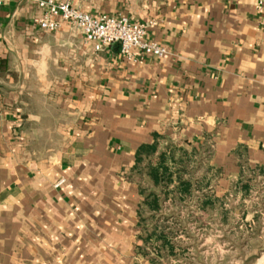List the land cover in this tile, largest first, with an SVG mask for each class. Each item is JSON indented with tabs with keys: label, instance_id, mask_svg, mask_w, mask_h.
<instances>
[{
	"label": "crops",
	"instance_id": "0c3cea01",
	"mask_svg": "<svg viewBox=\"0 0 264 264\" xmlns=\"http://www.w3.org/2000/svg\"><path fill=\"white\" fill-rule=\"evenodd\" d=\"M54 1L151 22L166 52L96 51L41 29L37 0H0V264H153L129 174L167 143L230 215L178 208L194 236L161 264H264V0Z\"/></svg>",
	"mask_w": 264,
	"mask_h": 264
},
{
	"label": "trees",
	"instance_id": "16d2710c",
	"mask_svg": "<svg viewBox=\"0 0 264 264\" xmlns=\"http://www.w3.org/2000/svg\"><path fill=\"white\" fill-rule=\"evenodd\" d=\"M138 151L129 174L138 183L142 196L137 235L141 244L136 251L153 264H161L159 257L167 258L170 253L177 257L186 250V246L175 240L186 220L180 216L178 208L187 206L189 202H197L203 213L210 216L216 204H219L223 222L229 217L230 210L224 209L222 201L204 190V180L195 177L198 161L194 154L173 143L158 149L144 147ZM260 175L264 177L261 171ZM261 200L264 202V197ZM167 201L171 207L166 205ZM183 232L188 237L194 236L184 229ZM175 248H178V252Z\"/></svg>",
	"mask_w": 264,
	"mask_h": 264
},
{
	"label": "built area",
	"instance_id": "2783aa9c",
	"mask_svg": "<svg viewBox=\"0 0 264 264\" xmlns=\"http://www.w3.org/2000/svg\"><path fill=\"white\" fill-rule=\"evenodd\" d=\"M37 5L41 14L34 21L41 29L55 31L62 24H68L80 30L85 41L93 42L96 51L118 44L120 54L132 60H136V49L155 56L166 52L157 42L146 39L148 26L153 24L151 22H134L125 16L92 15L65 1L37 0Z\"/></svg>",
	"mask_w": 264,
	"mask_h": 264
},
{
	"label": "water",
	"instance_id": "95a60500",
	"mask_svg": "<svg viewBox=\"0 0 264 264\" xmlns=\"http://www.w3.org/2000/svg\"><path fill=\"white\" fill-rule=\"evenodd\" d=\"M162 262H164V261L162 260ZM164 264H165V262H164Z\"/></svg>",
	"mask_w": 264,
	"mask_h": 264
}]
</instances>
